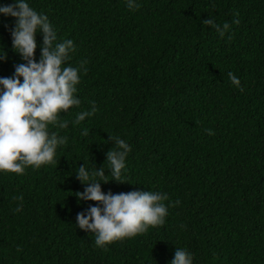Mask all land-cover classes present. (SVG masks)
<instances>
[{
	"label": "trees",
	"instance_id": "1",
	"mask_svg": "<svg viewBox=\"0 0 264 264\" xmlns=\"http://www.w3.org/2000/svg\"><path fill=\"white\" fill-rule=\"evenodd\" d=\"M27 2L47 15L57 43L74 41L64 66L86 61L87 72L80 106L59 116L68 127L49 125L67 137L55 162L0 173V264H170L176 248L194 264H264V0H136L134 11L125 0ZM209 16L230 24L224 37L203 24ZM14 26L0 15V78L25 63ZM36 41L38 62L41 34ZM93 104L95 114L75 124ZM109 137L131 151L125 183L106 170L96 178L109 180L102 192L154 191L179 204L162 227L99 248L76 225L97 202L77 199L85 185L75 173L108 168Z\"/></svg>",
	"mask_w": 264,
	"mask_h": 264
},
{
	"label": "clouds",
	"instance_id": "2",
	"mask_svg": "<svg viewBox=\"0 0 264 264\" xmlns=\"http://www.w3.org/2000/svg\"><path fill=\"white\" fill-rule=\"evenodd\" d=\"M130 11L137 10L136 0H125ZM0 15L15 18L12 30V47L25 63L15 67L12 77L0 78V173L23 175L28 167L39 169L55 162L57 149L67 143V137L49 132V125L64 129L66 121H60L61 113L80 106L76 93L80 83V73L87 72L86 61L78 66H64L75 51L71 39L57 43V32L47 15L34 10L27 0H14L12 4L0 5ZM239 24V19L234 21ZM203 24L214 28L221 37L230 30V24L222 26L209 16ZM42 35L40 58L36 62L34 53L38 47L36 35ZM6 55L0 54V60ZM233 86L243 91L240 79L229 73ZM21 78L22 81L21 82ZM92 109L79 112L74 121L80 124L94 115ZM85 129L83 135L87 136ZM209 135L213 133L208 131ZM116 145L106 153L108 168L90 170L82 166L75 173L77 179L85 185L84 191L75 193L78 200L97 202L85 213L76 217V225L86 232L95 234V245L99 248L125 238H132L148 231L149 227L163 226L166 223L169 207H175L179 201L165 204L169 200L166 193L154 191H132L112 194L102 192L101 183H107L97 177H105L111 172L112 181L125 183L122 170L126 168V158L131 146L119 137H109ZM22 199V198H21ZM22 204L13 210L22 212ZM184 226L181 225V228ZM170 264H194L192 254L183 248H176Z\"/></svg>",
	"mask_w": 264,
	"mask_h": 264
}]
</instances>
